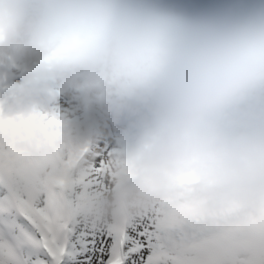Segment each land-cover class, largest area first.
<instances>
[{
    "label": "clouds",
    "instance_id": "1",
    "mask_svg": "<svg viewBox=\"0 0 264 264\" xmlns=\"http://www.w3.org/2000/svg\"><path fill=\"white\" fill-rule=\"evenodd\" d=\"M9 119L55 122L52 135L17 134L19 186L50 184L127 122L132 143L92 198L98 221L187 190L234 239L264 251V0H0V121Z\"/></svg>",
    "mask_w": 264,
    "mask_h": 264
},
{
    "label": "snow or ice",
    "instance_id": "2",
    "mask_svg": "<svg viewBox=\"0 0 264 264\" xmlns=\"http://www.w3.org/2000/svg\"><path fill=\"white\" fill-rule=\"evenodd\" d=\"M103 169H100V173ZM101 182V175L95 178ZM69 197L53 204L43 197H0V212L15 208L28 225L20 228L34 250L22 256L0 239V264H65L69 258L80 264H194L175 254L181 244L197 234V226L184 220L162 223L159 214L123 227L96 232L86 228ZM80 248L83 256H78Z\"/></svg>",
    "mask_w": 264,
    "mask_h": 264
},
{
    "label": "rangeland",
    "instance_id": "3",
    "mask_svg": "<svg viewBox=\"0 0 264 264\" xmlns=\"http://www.w3.org/2000/svg\"><path fill=\"white\" fill-rule=\"evenodd\" d=\"M67 97L62 99V102H65L62 108H70ZM127 127V122H124L111 130L110 135L105 140L91 149L83 160L79 161L80 163L78 162L82 165V170L77 173L73 171L76 166L73 167L65 187L55 191L57 196L54 204H63L64 198L69 197L72 201V208L79 213L84 226L96 232L108 231L117 226L118 221H98L92 215L91 202L94 194H98L111 186L116 165L119 163V148L132 143V135L130 133L125 134ZM6 128L9 131L14 129L10 134L11 140H15L13 135L17 136L18 133L22 132L17 126H7ZM44 134L46 136L51 135L47 131ZM92 152L95 153V156L91 155ZM16 163L17 166L12 171L13 175L11 174L8 178V183L5 182L12 190L13 194L10 196L15 198L43 197L42 185L25 187L18 185L16 177L23 173L26 165H22L20 161H15V165ZM100 169H103L102 173H100ZM98 174L102 177L100 183H96L94 179ZM188 197L189 192L187 190L181 191L174 201H165L150 211L139 216L130 217L128 223L140 221L145 217L154 216L158 213L164 224L175 220H184L195 224L198 228L197 234L185 240L175 253L188 261L194 262V264H261L260 257L264 255V251H257L248 242L234 239L231 230L227 228L225 222L219 216H209L204 213L199 205L189 200ZM6 223L9 224L8 227L11 233L8 237L14 238V236H17L14 241H18V245L14 246V249L18 254L27 256L33 252L34 250L26 243L20 231L21 227L28 228L27 222L13 211L12 216H7ZM0 239L12 246L5 238L0 237ZM8 240L12 239L9 238ZM77 252L78 256L84 255L80 248L77 249ZM66 263L80 264L77 259L72 258H69Z\"/></svg>",
    "mask_w": 264,
    "mask_h": 264
},
{
    "label": "bare ground",
    "instance_id": "4",
    "mask_svg": "<svg viewBox=\"0 0 264 264\" xmlns=\"http://www.w3.org/2000/svg\"><path fill=\"white\" fill-rule=\"evenodd\" d=\"M183 2L184 3H187V4H200L197 0H183ZM70 95V94H69ZM68 98V100H69V97H67ZM63 104H65V102L63 103L62 102V100L60 101V105H61V107H63ZM68 104V103H67ZM22 123L20 124V126H19V129H21L23 132H26V135L25 136H23L22 138H25V139H30L31 137H30V135L29 134H34V131L35 130H37V129H39L41 132L43 131V129H44V127L46 126H49V123L48 124H44V123H40V124H37V123H27V122H25V121H23L22 119L20 120ZM50 123H55V122H52V121H50ZM7 124L6 123H4L3 121H0V133L2 134H0V140H3V136H4V133L6 132V131H8L9 132V135L11 134V132L14 130H12V131H9L5 126H6ZM5 127V128H4ZM37 127H39V128H37ZM20 132V131H19ZM28 132V133H27ZM14 136V139L16 138V136L15 135H13ZM11 137V136H10ZM12 139V138H11ZM10 139V141H9V143L11 144H9L10 145V147H11V150L9 149V147H7V154H5V156H3L2 154H0V158H3V160L0 162V180L2 179L4 182V185L5 186H3L2 184H0L1 186H0V193H2V190H6V188L8 189V185L6 184V183H8L7 181H8V177H10L11 176V173H12V169H13V166H14V160H20V156H21V154L19 153V154H17L18 153V151L16 150V152L14 151V149H15V147H14V143H15V140H11ZM4 141V140H3ZM13 148V149H12ZM16 156V157H15ZM9 158V159H8ZM83 159V158H82ZM81 159V160H82ZM18 160V161H19ZM80 160V161H81ZM17 166V165H16ZM25 166V165H24ZM22 168V167H21ZM22 170V169H21ZM20 171V170H19ZM13 175V174H12ZM6 182V183H5ZM57 196V195H56ZM9 213V212H8ZM8 213H6V214H4V215H2V221L5 223V218H6V216H7V214ZM9 214H11V213H9ZM0 215H1V213H0ZM129 218H130V216H129ZM8 219H9V217H8ZM130 221V220H129ZM128 221V222H129ZM9 223V222H8ZM263 261V264H264V260H262Z\"/></svg>",
    "mask_w": 264,
    "mask_h": 264
},
{
    "label": "trees",
    "instance_id": "5",
    "mask_svg": "<svg viewBox=\"0 0 264 264\" xmlns=\"http://www.w3.org/2000/svg\"><path fill=\"white\" fill-rule=\"evenodd\" d=\"M65 264H67L66 261H65Z\"/></svg>",
    "mask_w": 264,
    "mask_h": 264
}]
</instances>
